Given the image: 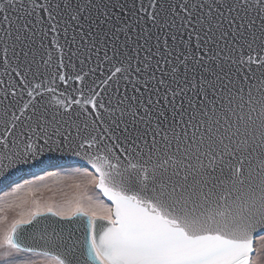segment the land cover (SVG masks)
Returning <instances> with one entry per match:
<instances>
[{
  "label": "snow or ice",
  "instance_id": "1",
  "mask_svg": "<svg viewBox=\"0 0 264 264\" xmlns=\"http://www.w3.org/2000/svg\"><path fill=\"white\" fill-rule=\"evenodd\" d=\"M0 68V177L87 165L72 199H0V264H255L264 0H0Z\"/></svg>",
  "mask_w": 264,
  "mask_h": 264
},
{
  "label": "rangeland",
  "instance_id": "2",
  "mask_svg": "<svg viewBox=\"0 0 264 264\" xmlns=\"http://www.w3.org/2000/svg\"><path fill=\"white\" fill-rule=\"evenodd\" d=\"M77 168L84 169L79 166L60 167L25 178L1 192L0 199H2L7 193L11 192L17 184H23L25 181H38L41 177L44 178L42 183L36 185V187L39 188V191L36 193V198L40 199L41 203H52L65 199H72L76 190L71 187L74 181L69 179V177ZM92 194L95 196V193ZM100 198L107 204L103 197ZM32 200L33 195L31 192L24 191L19 193L16 203L19 204L20 207H14L10 210L8 213L9 218H19L20 214H26L33 209L35 206L32 203ZM260 237H264V234L256 238V253L253 255L255 264H264V251H261V246H264V240H261Z\"/></svg>",
  "mask_w": 264,
  "mask_h": 264
},
{
  "label": "water",
  "instance_id": "3",
  "mask_svg": "<svg viewBox=\"0 0 264 264\" xmlns=\"http://www.w3.org/2000/svg\"><path fill=\"white\" fill-rule=\"evenodd\" d=\"M2 74L3 69L0 68V76H2ZM26 98L27 97H25V99ZM69 166H79L83 168L87 167L80 157L74 155L67 148H65L63 151H48L45 149L42 154H40L37 159L33 160L30 164L20 165L14 169H11L8 173L10 177L9 180H5L3 177H0V193L25 178L41 174L47 170ZM89 170L91 169L89 168ZM104 199L107 203H110L107 198ZM51 219L57 220L58 218L52 217ZM263 234L264 231L258 230L255 233V236L257 238Z\"/></svg>",
  "mask_w": 264,
  "mask_h": 264
}]
</instances>
